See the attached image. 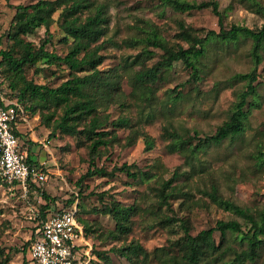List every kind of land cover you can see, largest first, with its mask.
<instances>
[{"label":"rangeland","instance_id":"rangeland-1","mask_svg":"<svg viewBox=\"0 0 264 264\" xmlns=\"http://www.w3.org/2000/svg\"><path fill=\"white\" fill-rule=\"evenodd\" d=\"M92 1L95 6L84 10L81 17L92 14L94 7L104 5L103 16L107 20L105 34L99 41L103 43L99 51L103 62L98 70L103 72V76L115 72L121 76L118 84L103 96L105 100L98 103V117L108 120L101 130L111 131L110 122L124 117L134 125L133 129L111 131L112 135L117 136V141L100 147L94 164L107 171L124 163L134 164L139 172L148 174L149 180L133 181L119 173L114 178L85 177L90 163L86 135L80 133L71 136L56 131L54 137L48 139L55 119L61 115V109L55 111L50 108L47 111L37 107L32 110L31 102H18L15 95L21 85L7 66L0 65V93L6 94L9 102L22 108L18 131L36 143L29 155L43 169L46 178L45 182L34 183L35 187L27 191L17 185L0 183V264H25V261H30L28 244L39 223L41 207L45 205L39 192H44L51 200L55 198L47 202L55 209L67 208L68 201L77 200L78 219L88 231L85 235L87 245L77 249L73 264H130L115 252L130 244H139L148 253L146 264H160L155 250L163 248L170 255L176 254L174 244L183 236V229L178 222H170L171 218L184 220L192 236L213 228L218 220L234 219L239 222L242 235L230 243L234 252L219 254L225 243L220 245V234L214 232L215 244L220 246L219 253L207 257L204 263L228 264L234 259L235 252L247 251L246 240L251 234L249 225L212 204L204 192L216 186L224 199L248 208L254 216L264 211V166H258L255 158L259 152L264 154V46L258 53L260 63L254 83L255 95L248 98L250 106L245 108L247 119L243 136L209 146L193 161L197 167L190 168L182 156L167 151V143L160 137L162 129L172 127L181 134L197 135L198 138L213 135L228 120L238 94L245 89L246 81L240 79L239 75L247 74L253 68L251 41L243 39L227 46L208 45L197 82H188L189 71L180 63L174 64L171 70L161 75L153 88V97L145 101L143 97L131 94L130 78L134 72L153 66L160 59L161 52L149 47L148 50L154 51L155 55L142 63L140 52L143 45L128 47L122 42L143 37L142 32H148L153 26L169 44L185 46L176 37L179 23L203 37L210 30L218 31L217 17L210 8L181 13L161 4L159 0ZM185 1L196 4L217 2L224 29L235 25L258 32L264 25V0H254L260 11L255 10V4L250 0ZM36 2L0 0V51L14 49L17 53L18 48L14 43L16 28L12 26L16 8ZM62 8L51 15L52 21L47 30L52 34V41L46 46L49 52L61 57L68 52L70 42L63 41L64 34L59 28L58 16ZM47 30L40 26L32 35L20 36V39L38 48ZM75 74L82 76L84 73ZM71 75L62 64H38L23 68L27 82L48 88H57ZM176 86H180L177 98L171 93ZM46 114H54L47 127L45 120H42ZM83 126L79 125L77 130L81 131ZM132 130L148 134L154 140L153 149L143 152L144 143L140 133L132 144L127 145ZM195 140H192L193 144ZM19 143L23 144L22 139ZM174 173L177 177L166 190L170 196L164 205L158 191L162 182ZM113 201L136 208L130 218L128 234L115 233L114 221L101 211L105 204ZM241 237L243 241H240ZM259 239L263 243L254 261L242 257L243 264H264V236H259ZM98 253H102L106 259L97 257Z\"/></svg>","mask_w":264,"mask_h":264},{"label":"trees","instance_id":"trees-1","mask_svg":"<svg viewBox=\"0 0 264 264\" xmlns=\"http://www.w3.org/2000/svg\"><path fill=\"white\" fill-rule=\"evenodd\" d=\"M250 1H253L255 4V10L260 11L258 4L254 0ZM159 2L181 13L210 8L211 12L218 19L219 29L217 32L210 30L203 37H200L181 22L179 23V33L176 37L183 41L185 46L179 43L169 44L159 36L153 26H150L148 32H142L143 37L123 41L122 43L128 47L143 45L144 48L140 52L142 63L152 59L155 55L154 51L148 50L149 47L161 52L160 59L153 66L143 68L131 75V94L138 98L143 97L145 101H149L153 97V88L161 78V75L171 70L174 64L177 63H180L189 71L188 82L199 81L201 63L207 56L206 50L210 44L227 46L229 44H236L243 39L250 40L252 44L250 55L253 58V68L249 73L239 75L240 79L246 81L245 89L238 94L237 101L233 105V110L228 120L223 122L213 135L198 138L197 135L189 136L181 134L172 127H164L162 129L160 137L167 143V151L170 154L182 156L185 163L190 168H194L197 166H194L193 161L198 159V156L209 146L220 144L228 139L239 138L244 134L245 121L247 119L245 108L250 106L248 98L253 97L256 91L254 83L258 77L257 67L260 63L258 53L264 46V25L258 32L235 25L229 29H224L222 16L218 11V5L215 1L200 4L189 3L185 0H159ZM92 6H95L92 0H37L36 3L28 6H17L12 26L16 28L14 43L18 51L17 53H15L14 49L0 51V65L7 66L13 73L14 78L21 85L16 90L15 95L18 102H31L30 107L32 110H35L37 107L47 111L50 108H53L55 111L61 109V115L55 119V124L48 135V139L53 138L56 131L71 136L80 133L86 135L89 140L90 163L85 177L100 176L103 178H114L119 173L126 175V177L133 181L149 180L148 174L139 172L134 164L128 165L124 163L119 167L113 166L110 171H107L103 167H96L94 164L98 149L117 141V136L115 134L112 135L111 131L114 129H133L134 125L129 119L124 117L110 122L111 131L101 130L108 123V120H101L98 117V103L105 100L103 96L108 95V91L118 84V79L121 76L116 72L109 76H103V72L98 70V67L103 62V57L99 54L103 43H99V41L105 34L104 26L107 20L103 16L104 5L94 7L92 14L82 18V12ZM60 7L63 8L58 16L59 28L64 34L63 41H70L68 52L63 57L46 49V46L52 41V34L47 30L52 21L51 15ZM40 26H44L47 31L38 48H34L31 43L23 42L20 39V36L32 35L35 29ZM38 64L65 65L72 73L71 78L57 88H48L27 82L23 76V68L25 66L35 67ZM124 69L127 68L124 67ZM75 73L84 74L78 76ZM179 87L176 86L171 90L175 98L179 95ZM1 94L6 97V94L3 92ZM53 117L54 114L42 116L46 127ZM81 124L84 125L83 129L78 131L77 127ZM138 134L142 137L144 143L143 152L147 153L151 151L154 147V140L148 134L138 132V130H132V135L128 138L126 144H132ZM15 135L18 141L20 139L23 141V144L20 145V151L26 153L27 163L39 168L29 155L31 147L36 145V143L32 142L28 137L22 136L18 130L15 131ZM192 140H195L194 144ZM255 158L258 166H264L263 153H257ZM176 177L177 175L174 173L160 185L158 197L164 205L167 204V199L170 196V192L166 193V190L170 188L171 183ZM0 183L5 182L0 180ZM33 187H35L34 184L30 183L29 188ZM37 191H39L38 188ZM39 193L41 199L45 201V205L41 207L39 223L35 230L58 211L69 209L76 200L68 201L67 208L55 209L47 203L54 201L55 198L51 200L44 192ZM204 194H206L212 204L245 220L249 225L248 231L251 234L246 240L247 251L239 254L235 252L234 259L228 264H243L241 262L242 257H246L249 261H254V258L258 254L257 251L263 243L259 239V236H264V211L254 216L248 208L240 207L232 201L224 199L219 194L216 186H212L210 191H205ZM262 196L264 198V194ZM101 211L103 214L109 215L114 221L115 233L119 235L129 233L130 218L136 212L134 206H123L119 202L113 201L109 205L105 204ZM76 217L77 219L79 218L78 211ZM169 221L179 223V226L183 229V236L174 244V247H177L176 254L170 255L163 248L155 250V257L159 260L160 264H204L207 257L219 253L220 246H216L215 244L214 232H219L220 234V245L225 243L224 249L219 254L229 251L234 252L230 243L233 239H238L242 235L241 225L234 219L227 221L218 220L213 228L200 231L195 236L189 234L188 225L184 220L171 218ZM82 227L86 235L88 229L83 225ZM35 230L31 234V239L35 237ZM243 239L241 237L240 241H243ZM115 252L119 253L130 264H146L148 261V253L139 244H130L115 250ZM97 257L106 259L102 253H98ZM24 263L33 264L31 260Z\"/></svg>","mask_w":264,"mask_h":264},{"label":"built area","instance_id":"built-area-1","mask_svg":"<svg viewBox=\"0 0 264 264\" xmlns=\"http://www.w3.org/2000/svg\"><path fill=\"white\" fill-rule=\"evenodd\" d=\"M23 110L0 93V180L27 191L30 183L45 182L41 167L31 166L20 151L15 135ZM77 200L66 210L52 215L35 230L28 244L33 264H73L80 246L87 245L83 227L76 217Z\"/></svg>","mask_w":264,"mask_h":264}]
</instances>
